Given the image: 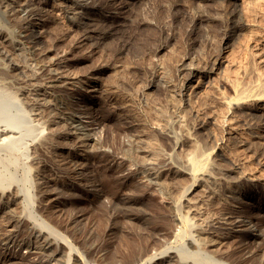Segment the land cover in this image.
<instances>
[{
	"label": "rangeland",
	"instance_id": "obj_1",
	"mask_svg": "<svg viewBox=\"0 0 264 264\" xmlns=\"http://www.w3.org/2000/svg\"><path fill=\"white\" fill-rule=\"evenodd\" d=\"M216 1L218 0H200V3L205 4L204 11H210L209 13L212 15L213 22L211 24L213 27L200 25L198 33L191 36L187 33L188 22L185 18H180L174 23L164 26L163 21L166 20V16L160 9V3L157 0H142V3H139L141 5L140 12L144 14L142 17L149 15L145 19L150 27L134 34L130 39L119 41L121 45H124V50L121 56L115 58L107 54L108 52L104 49L106 45H101L98 48L93 47L95 41L90 42L87 46H80V49L79 47L71 48L70 46L73 45L72 35H70L71 37L65 36L66 38L64 37L61 42L52 43L51 37L58 33L59 29L61 31L65 29V26L54 24L52 20L57 21L58 19L60 22H64L65 18L56 12L58 11L57 7L49 6L46 12L48 24L46 23L42 30V33L45 31L42 34L45 38H42L39 44V47L46 48L45 50L50 48V52L43 56L47 61H43L42 57L35 56L29 44L21 41L20 14H18L17 20H13L0 6V43H4L3 41L6 39L12 41V44L16 42L12 49L6 48L7 54L3 55L5 50L0 48V131L9 128L12 130L10 135L12 134L11 136L18 139L16 140L18 142L15 141V143H12L10 139L9 141L7 139L8 142L5 143V140L0 142V176L2 177L0 190H5V186L8 185L9 188L6 187V191H11V189L14 191L17 186L23 194L26 191L24 196L29 198L30 202L33 201V204L29 203L28 199L24 203L19 202L16 206H10L12 224H18L17 227L21 229L18 230L16 227L14 228L15 232L10 233L14 240L19 243L21 240L29 238L28 231L33 225L32 219L27 218L26 215L30 212L29 209L35 207V197L38 194L40 183L50 178L53 183L62 181L60 159L73 145L78 151L75 158L86 165L85 169H92L97 158L100 157L93 150L95 149L94 142L87 145L89 148L87 146L77 148L78 146L73 141L75 140L74 135H67L70 128L63 120L66 118V114L69 112L77 114L86 125V116L88 117L89 112L91 114L103 112L107 113L110 118H115V116L117 118L119 115L118 120L114 119L117 122L124 119L129 120L127 121L129 125L132 124L130 126L133 131L137 133L139 139H143L141 141L138 139L140 147L142 146L141 150H143L139 154L143 156L140 159L147 158L145 161L149 162L150 160V163L154 159L152 164L160 168V171L158 170L159 179L162 180L158 179V186L153 185L150 188L149 185H145L143 177L139 175L136 183L139 181L138 185H141L143 192H135L132 189L121 192L114 191L109 186V178L100 174L99 179L97 177L95 180V184L100 186L99 194L95 191L98 188L96 189L94 186L95 189L83 183L77 185V181L64 180L65 187L73 186L71 196L66 199H70L76 205L78 209L76 208L75 212L79 211L83 217L78 218L73 224L74 226L63 228L65 226L60 224L57 228L68 240L75 241L72 243L75 244L82 260L86 259L82 256L88 255L87 248L82 247L80 239L72 237L76 229L78 233L80 230L82 232L83 230L100 232L102 243L112 252L116 251L118 254H126L123 246L125 241H135L137 236L147 238L149 231L153 233L155 231L156 234L161 231L166 235H164L165 240L161 241V245L155 246L154 250L148 253L149 255L156 254L167 247L179 249L181 246L182 249L181 243L174 240V236L183 230V226L182 229L179 228L180 225L178 221L176 222L179 212L174 211V208L179 207L178 211L181 215H187L188 218H192L194 225H198H195L196 229L191 231L192 235L200 234L201 239L208 241L210 238L212 240L208 242H212V246L205 248L206 252L209 251L207 254L211 257L214 256L215 260L223 258L221 261L223 264H264V245L259 244V242H264V186L255 187L246 183L238 178L240 171H233L235 167L240 170L246 169L245 171H252L255 175L264 178V154L259 149L261 145L264 146V137L260 136L262 134L264 136V130L258 128V122L255 123L257 119L254 117H245L243 111L240 110L233 111V113L227 112L219 101L220 98L233 95L232 84L244 85L245 83L246 86L259 76H264V0H236L233 2L235 12L238 14L240 29L234 30L226 40H222L219 25L222 20L227 19V14L224 15L222 8L229 0H223L224 4L220 0L218 2L221 4H217ZM229 2L232 3V1ZM51 5L53 6V4ZM195 7L188 9L187 6H183L181 10L191 14L198 9L197 5ZM51 21L53 23H50ZM52 34L54 35L50 36ZM159 39L164 44V48L160 53L150 55L159 44ZM116 42L109 43L111 44L109 47L114 48ZM68 48H71V52L65 57V64L67 62L65 66L69 70V76L85 78L89 75L87 81L95 89L92 87H88V89L91 88L94 91L85 98L84 92L76 86H72L73 88L70 86L71 90L69 85L56 86L48 90L41 89L38 92L43 95L35 97L40 98V101L43 100L39 101L41 106L32 105L30 99L34 98V93H37L34 92V89L42 87L39 75L40 66L43 62L60 58V55H63ZM144 52L147 53L144 54ZM39 58H42V61ZM188 69H193L195 75L185 87L183 83ZM78 100L80 104L82 102L81 109L72 105V101L75 103ZM92 110L94 111L92 112ZM81 113L87 114L83 116ZM252 113L257 114L253 109ZM140 124L142 127L139 126ZM118 125L114 128L106 126L107 129L101 125H91L86 131L97 143L103 141L104 137H108V142L102 149L109 152L120 143H126L128 139L125 135L115 132ZM43 127L44 129H42ZM137 128L143 132L137 131ZM53 129L59 131L56 132ZM46 135L47 137L49 135V138L52 137V141ZM41 137L47 139L44 138V140ZM176 142L177 145H175ZM90 146L93 148L92 151H90ZM194 147H198L204 153H210L213 161L209 178L196 183L180 172L184 168L180 160L186 155H192ZM218 148L221 149L220 152ZM86 149H90L91 154ZM144 150H148V152ZM151 155L154 156L151 158ZM148 158L150 159L148 160ZM160 159L164 161L161 162ZM54 161L59 163H54ZM163 162L165 164H162ZM12 163L13 165H11ZM109 163L114 164L110 161ZM87 177L89 178V176ZM10 180L11 182H9ZM74 183L76 184L74 185ZM144 185L147 186V189ZM232 186L234 188H231ZM111 193L119 195L121 198L143 197L144 205L133 211L127 210L131 214L128 219L113 222L111 216H120L123 211L119 206L109 207L105 197ZM97 199L102 200L106 207L108 205L109 221L107 216L102 215L98 210L102 208L100 205L94 206L95 213L94 211L91 213ZM63 201L64 198H59L57 206L62 207L59 202ZM229 208L243 211L244 220L257 219L262 222L263 226L257 229L255 226L249 225L247 228H242L244 231L240 228L237 230L238 235L245 234L248 240L245 241V244H248L240 245L243 251L236 254L241 256L240 263L232 262L234 253H236L234 245L219 242L217 239L221 233L217 222L221 214ZM23 213L26 215L24 216ZM94 214L101 218L93 219ZM22 216L24 217L22 218ZM4 218L1 219V234L5 233L3 230L6 227L3 225L5 223L3 221H6L8 216L5 215ZM47 219L49 218L47 217ZM49 221L55 223L51 219ZM111 225L114 230L107 231ZM198 227H201V231ZM26 229L28 230L26 231ZM205 233H211V237ZM1 234L0 260H2L0 264H5L4 259L7 257L18 256L29 261L32 260L33 263H44L45 258L41 259L33 255L24 245L17 246L9 243L8 246L7 239L4 242V235ZM127 236L133 237L127 238ZM257 240L259 241L257 242ZM61 250L58 254L60 262L52 261L50 264H65L62 261L65 260L67 249L63 247ZM173 251L177 250L173 249ZM103 253L102 251L98 254L103 256L105 255ZM153 261L156 264H162L156 258ZM98 264L103 263L98 262Z\"/></svg>",
	"mask_w": 264,
	"mask_h": 264
},
{
	"label": "bare ground",
	"instance_id": "obj_2",
	"mask_svg": "<svg viewBox=\"0 0 264 264\" xmlns=\"http://www.w3.org/2000/svg\"><path fill=\"white\" fill-rule=\"evenodd\" d=\"M141 1L142 0H0V6L7 13V15L11 16V19H13V20H17L18 19L17 16H18V14H20L21 23H22L20 39L22 42H27V44H29V47H30L32 53L37 57L39 56V57H42L44 59L45 57H43V56H45V54L50 52L49 51L50 48L45 50L46 48L44 49L43 47H39V44H40V41H42L41 39L45 38V36L42 35L45 31L42 33V30L44 29L45 24L47 23V20H48L46 18V16H47L46 12L48 11V7L51 6L52 8L57 7L56 10H58V11H56V12H59L66 20V21L64 20V22L63 21L60 22L56 17H55V19H57V21L51 19L54 22V24L56 23V24H61L62 26H65V29H63L62 31H61V29H59L61 32L58 30L59 32L58 31H57L58 33L55 32L56 33L55 35L54 34L50 35V36L54 35L53 37H51L52 43L61 42L65 36L72 35L73 45L70 46L71 48L79 47V49H80V46H87L90 42L95 41L94 44L92 45L93 47L98 48L101 45H106V47L104 49L108 53L106 51L105 52L107 54H109L110 57L115 58V57L121 56L123 54V50H124V48H123L124 45L123 44L121 45L119 43V41H121V40L124 41L126 39H130V37L133 36L134 34L142 31L145 28L150 27L148 21L145 19L149 15H147V16L145 15V17H142V15H144V14H142L140 12V6L141 5H139V3ZM157 1L160 3V5H159L160 9L162 10V12L166 16V20L163 21L164 26L170 25L180 18H185L186 21L188 22L187 33L191 36H194L198 33L200 25L208 26L209 28L213 27V25L211 24L213 22L212 15L209 13L210 11L209 12L204 11V7H205L204 5L205 4L200 3V0H157ZM218 1H216V3L221 4V2H218ZM220 1H222V3H223V0H220ZM229 1H232V3ZM229 1L224 7L221 5L223 7V8L221 7L223 10L222 12L224 13V15L227 14V19L222 20L220 25H219V28H220L219 31H220V35L222 37V40H226L227 37L234 30L240 29L239 18H237L238 14H236V12H235L236 10L233 7L234 6L233 2L236 0H229ZM240 1H244V0H240ZM51 4H53V6ZM195 5L198 6V9L196 10V12H193L191 14H188V13L184 12L183 10H181L183 6H187L189 9L190 7H195ZM219 7H218V9H220ZM59 13H57V14H59ZM52 21L50 23H53ZM5 35H6V33H5ZM4 38H5V36H4ZM48 39H50V38L48 37ZM3 42L4 43H0V48L2 50H5V51H3V55L7 54L6 52H8V51H6V48L12 49V47L15 46V44H16V42L14 44H12V41L7 40V39L4 40ZM114 42H116L115 47L110 48L109 46L111 44H109V43H114ZM158 42H159V44L156 46V48L153 50V52L150 53V55L152 53L153 54L160 53V51L164 48V44L162 43L161 39H159ZM71 43H72V41H71ZM71 48H68V50H65L64 54L62 52L63 55H60V58L51 59L48 62H43V64L40 66L39 75H40L41 80H42V87L34 89V92H37L38 94L34 93L33 94L34 98L30 99V102L32 105H34V106L38 105L39 107L41 106V104L39 103L40 98L39 99L35 98L36 96L43 95V94H39L41 89H44V90L47 89L48 90V89L54 88L56 86L69 85V89H70V86L71 87L76 86V88L81 89L84 92L85 98H87L89 94H92L95 87L93 85H90V83H88L87 77L89 75L87 77L85 76V78L84 77L79 78V77L69 76V73H68L69 70H67L66 69L67 66H65L67 64V62L65 64V59H66L65 57L71 52V50H70ZM146 53L144 52V54H146ZM3 55H2V57H3ZM6 56H8V55H6ZM42 58H39V59H41V61H42ZM52 58H54V57H52ZM43 61H47V60L44 59ZM185 75L186 76H185L183 86L186 87V85L191 82L192 78L195 75L194 70L188 69ZM88 87H92L94 89L91 90V88L88 89ZM65 88H66V86H65ZM231 91H232L233 95L231 97L220 98V100H219L220 104L227 110V112L233 113V111L240 110V111H243L242 113H244L245 117L246 116L247 117H254L255 119H257L255 123L258 122L257 123L258 128L264 130V76H262V77L259 76L256 80L254 79V81L249 82V84L246 86H245V83H244V85L243 84L241 85L238 83L232 84ZM78 93H80V92L78 91ZM42 101H40V102H42ZM82 101H84V100H82ZM83 103H85V102H83ZM81 104H82V102H81ZM81 104H80L79 100L75 101V103H73V101H72V105L80 107L79 109H81V107H82ZM252 109L255 112H257V114H253ZM94 110H92V112ZM244 111H247V112H244ZM72 112H73V110H72ZM36 114H38V113H36ZM86 114H84V115L82 114V115L85 116ZM115 115H117V114H115ZM117 116H118L117 118H119V115H117ZM112 118H110V116L107 115V113L105 114L103 112L102 113H99V112L96 113L95 112V114H91L89 112L88 117L86 116L87 122L85 125V123L82 122V120H81L82 118L80 116H77V114L71 113V112L66 114V118H64L63 120L66 121V124L69 126L70 129H69V133H67V132H65V133H67V135H74L73 138L75 140H73V141H75V144H76V146H78L77 148H79V149H80V147L84 148V146H87L89 143L94 142L95 149H93L90 146L91 150L90 149L89 150L92 151V149H93L96 154L100 155V157H98V158L96 157L97 161L94 164V166L91 164L93 166L92 169H85L86 165L82 162L77 161L75 158L77 155V152H78V151H76L77 149H75V145H73V147L70 149L68 148L69 151L67 153H65V156L62 159H60V162L62 163V164L60 163L62 165L61 173L63 174L62 178L61 177L60 178L62 179V181L60 183H58V182L53 183V181L50 180L51 179L50 178V179L44 180L45 182L40 183V188H38V194H36V197H35V207L33 206L31 210L29 209L30 212L27 213V215L24 214L25 212L23 213L24 216L26 215L27 218L29 217V219H32L31 223L33 225L31 228H29L28 232H29L30 236L28 239L26 238L27 240H21L18 243L16 240H14V237L10 234L12 232H15L14 228H16L18 226V224H14V225L12 224V220H11L12 215H10V214H12V210L10 209V206L11 205L16 206V204H18L19 202L20 203L26 202L29 199V198L24 196V194H26L25 193L26 191H24V194H23L21 189L17 188V186L14 189V191H12V189H11V191H6V187H8V185L7 186H5V185L7 183L4 185L5 190H2V191L0 190V226H2L1 225V223H2L1 221L3 220L2 218H4L5 215L8 216V218H6V221H3V222H5L3 225L6 227V229L4 228L5 230H3V231H5V233L4 232H3L4 234L0 233L1 235H4L3 241L4 240L6 241V239H7L8 246L10 245L9 243L14 244V245L16 244L17 246L24 245V246H26V248H28V250H30V252L33 255L38 256L41 259L45 258L44 263H42V262L41 263H39V262L33 263V262H31L32 260L29 261L28 259H26L24 257L23 258L19 257V256L18 257H7L4 259V262H6L5 264H7V263H12V264H50L52 261H55V262L59 261L58 254L60 253V250L63 249V247H65L67 249L65 260H64V262L62 261V263H65V264H70V262H71V264H98V262H102L103 264H156L155 261H153L155 258L157 260H160L162 264H223L221 262V261H223L222 260L223 258H221V259L219 258V260H217L218 258H216V260H215L213 258L214 256L211 257L210 255L207 254V252L209 253V251L206 252L205 247L212 246L211 245L212 242L208 243L210 238L208 241H205V240L201 239V237L199 236L200 234L199 235L195 234L196 236L192 235L191 231L195 230L196 226H198V225L195 224L196 225L195 226L192 223V220H191L192 218L191 219L188 218L187 215H181L180 211H178L179 207L174 208V211L176 213L179 212L178 213L179 215L177 216L176 222L178 221V223L180 225L179 228H181L183 226V230L179 231V233H177L174 236V240H175V242L178 241L181 243L180 245H182V247H183L182 249H181V246L179 247V249H181V250H179L177 248L167 247V248H164L163 250H160L156 254H150L149 255L148 253H150L151 250H154L155 246H159L161 241H163L164 237L166 236L165 233H161V231L158 232V230L156 229L158 233L156 234L155 231H154V233L152 231L151 232L149 231L147 234V238H143L142 236H137L135 241H129V242L125 241L123 243V246H124V250L126 251V254H122V253L118 254V252H116V251L112 252L104 243H102L101 234H99L100 232L99 233L97 231L96 232H89V231L86 232V230L85 231L83 230V232H82L80 230V232L78 233L77 229H76V231L73 232L72 237L76 238V239L77 238L80 239V242H82L81 243L82 247L87 248L86 251H87L88 255H86V257L82 256V258H86L85 260L84 259L82 260L79 256V252L77 251V248L75 247V244H73L75 241L73 242L71 239L68 240V238L65 235H63V232L57 228V227H59L60 224L61 225L63 224L65 226L63 228L69 227L70 225H73L74 223H76V220L82 216V214H80L79 211L75 212V210L77 208L76 205L70 199H68V198L66 199V197L71 196V194H72L71 191H72L73 186L65 187L64 180H73V181L78 182L77 185L83 183V184H86L88 186H92V188H94V187L96 189L98 188L97 190H95V191H97V194H99L98 191H101V190H100V186L95 184V180L98 176H100V174L105 178H109V182H110L109 186H111V188L114 191L123 192L124 190L126 191L127 189H132L135 192H140V191L143 192L141 185H138L139 181H137V183H136L137 177L139 175H141L143 177L144 183H146L145 185H147V186L149 185L150 188L153 185H155L156 187L158 186L159 182H157V180L159 179L160 168H157L158 166L156 167L152 164L154 159H153V161L151 160L152 163H150V160H149L150 158H148L149 162L145 161V160H147V158H145L146 157L145 155H144L145 156L144 160L140 159V157H143V156L139 155L141 152H143V150H141L142 146L140 147V144H139L142 138L139 139V136L137 135V133H135L133 131L132 127L130 126L132 124L129 125L128 119H127L128 121L125 120L124 118H123L124 120L119 119L120 121L117 122L114 120L116 118V116H115V118H113V119ZM250 119L252 120L253 118H250ZM118 124H120V125H118ZM91 125H98V126L101 125L103 127L111 126L112 128H114V126L116 127L118 125L117 129H115V132L125 135L126 138H128V139L126 140V143L125 142L120 143L118 146H115L112 151H109V152L104 151L102 149V147L104 146V144L106 142H108V140H107L108 137L103 136L104 140L103 141L98 140L99 143H97V141L95 139H93V137H90L91 136V135H89L90 133L88 134L86 131L87 128H89V126H91ZM139 126H141V124ZM107 127L105 129H107ZM8 129L4 128L0 131V142L5 140L4 141V143H5V142H8L10 139L12 141V143H15V141L18 139L16 137L11 136L12 134L10 135V133H12V130L11 129L8 130ZM42 129H44V127ZM49 130H51V129H49ZM53 130H55V129H53ZM55 131L57 132L59 130H55ZM137 131H142V130H140V129L138 130V128H137ZM38 133H41V132H38ZM48 133H49V131L47 132V134ZM58 134H61V133H58ZM259 134H261V133H259ZM49 135L52 136L53 134H49ZM49 135H48V137L46 135V137L49 138ZM54 136H56V135H54ZM260 136H262V138L264 137L263 134ZM44 138H42V139H44ZM47 138H45V139H47ZM51 138L52 137H50L49 139L51 140ZM63 138L65 139V137H63ZM7 139H8V141H6ZM44 140H43V142H44ZM16 142H18V141H16ZM12 143L10 145H12ZM107 144H110V143H107ZM260 144H262V143H260ZM175 145H177V142L175 143ZM40 146H43V145H40ZM148 149H150V148H148ZM259 149H260V151L263 152L262 154H264V146L261 145ZM86 150H84V151H86ZM89 150H87L88 153H90ZM218 150H219V152L221 151L220 148H218ZM144 151L148 152V150H144ZM93 156H94V154H93ZM153 156L154 155H151V158ZM161 159H163V158H161ZM161 159H160V161H161ZM109 161L114 162V164H110ZM156 161H158V160H156ZM160 161H159V163H160ZM162 161H164V160H162ZM229 161H231V160H229ZM57 162L54 161V163H57ZM180 162L184 166V168H183L184 171L182 169V171H180V172L187 175L190 178V180H192L193 183L208 179L209 174H210V170H211L212 165H213V161H212L210 153H204L198 147H194L192 155H186L185 157H183L180 160ZM91 163H92V161H91ZM159 163H157V164L159 165ZM162 164H165V163L163 162ZM11 165H13V163ZM129 166L133 167V168H130ZM59 167H60V165H59ZM178 168H177V170L175 169L176 172L178 171ZM54 170H56V169H54ZM87 170H89V172H86ZM234 170L240 171V172H238L239 173L238 178L240 180L246 181V183L248 182V183L254 185L255 187L256 186H264V178L262 176H257L252 171L251 172L245 171L246 169L240 170V168H237V167H235L233 169V171ZM58 171H60V170H58ZM173 172H175V171L173 170ZM25 175H26V172H25ZM11 176H8V177L10 178ZM87 176H89V178ZM0 178H1L0 179V184H1L0 187H1L2 186V183H1L2 177L0 176ZM12 178H13V176H12ZM12 178H11V180H12ZM14 179H16V178H14ZM98 179H99V177H98ZM11 180L9 182H11ZM101 181H102V179H101ZM106 181H108V180H106ZM102 182H104V181H102ZM75 184L76 183H74V185ZM100 184H102V183H100ZM161 185H162V183H161ZM147 186H145L146 189H147ZM231 188H234V187L232 186ZM91 190H93V189H91ZM61 197L64 198V201L59 202V204L62 205V207H59V206H57L56 203H57V200ZM105 198H107V203L109 204V207L119 206L120 209L123 211L122 215H120V216H111V220L113 222L116 220L128 219L129 216H131V214L128 213L127 210L133 211L136 208L138 209V208L142 207V205H144V199H143V197H140V196L136 197V198H129V197L121 198L119 195L116 196V195H112V193H111V195L109 194V196H106ZM28 202L32 203L33 201L30 202V199H29ZM97 205H100L102 207V208L98 209L101 211V214L104 216H107V213L109 211L108 205L106 207L102 203V200H99V199H97L95 201V204L92 207V212L91 211L90 212L93 213V211L95 210L94 206H97ZM94 213H95V211H94ZM243 213L244 212L241 210L229 208V209H226L221 214L219 221L217 220L218 221L217 225L220 226L219 229L221 228L220 229L221 233L219 234V236L217 235L218 236L217 239L219 242L231 243L234 245V249H236V253H234L235 256H233L232 262H236V263H238V262L240 263V260H241V256L236 255V254H240V252L242 250V248H240L241 247L240 245L243 246V244H245V241L247 240V237L245 236V234H243V235L241 234V236H240L237 234V232H238L237 230L239 228L241 230H243L242 228H247V226H249V225L255 226L257 229H259V227L262 226V222L257 220V219L256 220H254V219L244 220V218L242 217V216H244V215H242ZM94 215L95 216L93 219L97 220V219L101 218L97 214H94ZM24 216H22V218ZM47 217L49 219L55 221V223H53L52 221H49V219H47ZM25 219H26V217H25ZM107 220L109 221L108 216H107ZM172 224H174V223H172ZM26 228H28V227H26ZM70 228H68V229H70ZM216 229H218V228H216ZM18 230H21V229L18 228ZM22 230H23V228H22ZM27 230L28 229H26V231ZM112 230H114V228L111 225L108 227L107 231H112ZM200 231H201V229H200ZM19 234H21V233H19ZM206 235H210V237H211V233L210 234L208 233ZM22 237H23V235H22ZM22 237H19V238H22ZM129 237L130 236H127V238H129ZM132 237H130V238H132ZM24 239H25V235H24ZM204 239H205V237H204ZM125 240H129V239H125ZM210 241H212V240H210ZM216 241H214V242H216ZM258 241L259 240H257V242ZM0 242H1V240H0ZM214 242H213V244H214ZM251 242H253V241H251ZM257 242H256V244L258 246L260 243H261L260 245H264L263 241L259 242V244ZM249 243H250V241H249ZM246 244H248V243H246ZM17 246H16V248H18ZM173 249L177 250V251H173ZM243 249H245V248H243ZM102 251L105 253V255H103V256L98 254ZM179 252H181L182 254ZM210 253H211V251H210ZM80 254H82V253H80Z\"/></svg>",
	"mask_w": 264,
	"mask_h": 264
}]
</instances>
